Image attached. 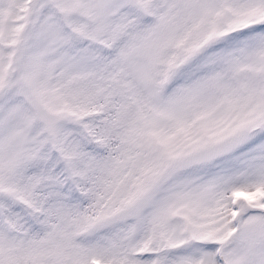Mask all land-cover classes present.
<instances>
[{
	"label": "snow or ice",
	"instance_id": "snow-or-ice-1",
	"mask_svg": "<svg viewBox=\"0 0 264 264\" xmlns=\"http://www.w3.org/2000/svg\"><path fill=\"white\" fill-rule=\"evenodd\" d=\"M0 264H264V0H0Z\"/></svg>",
	"mask_w": 264,
	"mask_h": 264
}]
</instances>
